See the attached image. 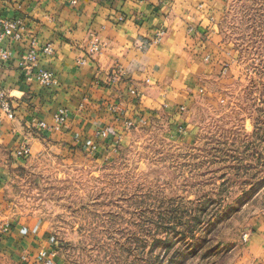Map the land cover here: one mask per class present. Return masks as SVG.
Returning a JSON list of instances; mask_svg holds the SVG:
<instances>
[{
  "label": "rangeland",
  "instance_id": "1",
  "mask_svg": "<svg viewBox=\"0 0 264 264\" xmlns=\"http://www.w3.org/2000/svg\"><path fill=\"white\" fill-rule=\"evenodd\" d=\"M219 32L185 131L130 125L103 154L45 145L12 169L8 210L62 264H264V0H226Z\"/></svg>",
  "mask_w": 264,
  "mask_h": 264
},
{
  "label": "crops",
  "instance_id": "2",
  "mask_svg": "<svg viewBox=\"0 0 264 264\" xmlns=\"http://www.w3.org/2000/svg\"><path fill=\"white\" fill-rule=\"evenodd\" d=\"M225 2L0 0V19H13L24 27L20 40L4 37L0 43L13 50L7 61L0 57V88L8 91L14 113L7 117L0 105V264H40L51 252L62 264L45 224L8 210V178L23 161L17 151L26 146L32 153L45 145L67 150L95 146V152L103 154L113 135H125L130 125L156 121L185 131L179 121H184L203 87L200 81L224 67L219 24ZM161 31V39L154 43ZM92 35L103 46L88 58ZM32 41L52 45V54L40 53L35 71H54L57 86H43L20 67ZM62 107L68 109V118L56 130L54 114ZM34 119L49 127L41 131ZM106 127L115 133L110 139L95 135ZM258 228L264 230V222ZM256 238L263 242L255 245L264 258V237L259 232Z\"/></svg>",
  "mask_w": 264,
  "mask_h": 264
},
{
  "label": "built area",
  "instance_id": "3",
  "mask_svg": "<svg viewBox=\"0 0 264 264\" xmlns=\"http://www.w3.org/2000/svg\"><path fill=\"white\" fill-rule=\"evenodd\" d=\"M120 19H123L120 17ZM0 43L4 37H10L13 41L20 40L23 37L24 27L21 23L13 19H0ZM163 34V31L157 32L154 37V43H157ZM103 43L102 40L97 35H92V39L87 48L88 58H92L94 55L99 53L102 49ZM52 54L53 47L51 44L39 46L36 41H32L31 45L26 49L23 54V57L20 59L19 65L21 68L25 69L30 76L35 77L40 84L45 87H55L58 85L59 80L54 71L40 68L35 71V68L38 65V58L40 53ZM13 53L12 49H8L5 47H0V57L7 61L11 58ZM87 59V58H86ZM86 59L82 60V63L86 62ZM116 78V77H115ZM135 90H132V93H135ZM8 91L6 89L0 88V105L3 111L7 114V117L13 118L14 113L8 102ZM68 118V109L67 108H59L58 111L54 114V122L52 127L56 130H60L62 126L65 124ZM1 120V117H0ZM33 123L37 125V127L43 131L49 127V124L45 121H37L33 120ZM180 131H184V128L181 126ZM115 134L109 127L98 129L95 135L99 138L110 139L111 136ZM113 138H117L116 135H113ZM96 147L93 146L92 150ZM18 156L26 157L27 154L30 153L29 147H23L17 151ZM42 264H59L56 260V252H51L50 256H44L42 259Z\"/></svg>",
  "mask_w": 264,
  "mask_h": 264
}]
</instances>
